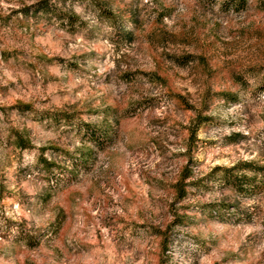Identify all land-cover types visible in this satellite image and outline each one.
Listing matches in <instances>:
<instances>
[{
    "label": "rangeland",
    "instance_id": "rangeland-1",
    "mask_svg": "<svg viewBox=\"0 0 264 264\" xmlns=\"http://www.w3.org/2000/svg\"><path fill=\"white\" fill-rule=\"evenodd\" d=\"M0 264H264V0H0Z\"/></svg>",
    "mask_w": 264,
    "mask_h": 264
},
{
    "label": "trees",
    "instance_id": "trees-1",
    "mask_svg": "<svg viewBox=\"0 0 264 264\" xmlns=\"http://www.w3.org/2000/svg\"><path fill=\"white\" fill-rule=\"evenodd\" d=\"M228 1H229V3L233 4L235 6V8H240V6L243 7L247 2V0H228ZM39 6H40L39 10L46 12L45 14H50L51 16H55V18H57L61 21L67 20L69 24H72L74 17H72V16L66 17L62 13H58L57 11L51 12V10H49L50 7L45 2H42ZM88 136H89V140H91L93 142H95L97 140L96 134L93 131H90L88 133ZM18 145L23 146L24 142L19 141Z\"/></svg>",
    "mask_w": 264,
    "mask_h": 264
}]
</instances>
